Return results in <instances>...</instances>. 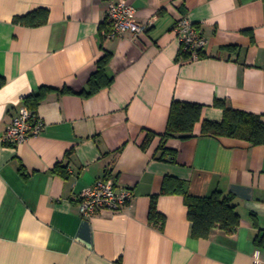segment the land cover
I'll return each instance as SVG.
<instances>
[{"label":"crops","instance_id":"obj_1","mask_svg":"<svg viewBox=\"0 0 264 264\" xmlns=\"http://www.w3.org/2000/svg\"><path fill=\"white\" fill-rule=\"evenodd\" d=\"M114 1L0 0V264L264 262L254 242L264 230V144L203 135L201 122L193 136H162L175 100L202 105V119L222 121L215 102L224 100L264 120V0H126L138 21H151L138 37L104 34ZM40 8L49 10L45 24L14 21ZM183 16L205 38V57L179 59L174 26ZM106 52L113 83L81 94ZM43 86L77 93H48L36 108L42 133L4 143L24 99ZM162 144L175 159L161 158ZM109 176L133 190L132 201L82 216L80 192ZM166 177L193 195H235L237 230L193 236L184 196L161 194ZM154 196L164 222L150 220Z\"/></svg>","mask_w":264,"mask_h":264},{"label":"trees","instance_id":"obj_2","mask_svg":"<svg viewBox=\"0 0 264 264\" xmlns=\"http://www.w3.org/2000/svg\"><path fill=\"white\" fill-rule=\"evenodd\" d=\"M48 18L49 10L40 8L25 15L17 16L14 21L25 26H38L45 24ZM101 29H105L106 32L110 31L108 24H102ZM205 56V52L200 50L198 58ZM111 57V53L106 52L97 61L96 69L88 82L89 90H83L80 92L81 94L90 96L113 83V77H110L107 71ZM179 59L189 61L193 57L188 51L182 50L181 47ZM5 83L6 79L0 76V88ZM56 90L62 93H77L69 87L58 89L43 86L37 93L28 95L24 99V103L36 111V108L46 98L48 93ZM215 105L224 110L222 121L202 119L203 106L200 104L173 101L170 107L167 128L162 135L163 139L176 136L181 138L193 136L195 125L201 122V133L203 135L238 138L246 140L253 145L264 144V120H262L261 115L234 109L224 100H216ZM152 137L153 133L150 132L143 143L144 148L149 144ZM160 148H162L161 158L170 157L175 159V152L168 150L165 144H162ZM69 154H72V151ZM55 172L65 177L68 176L67 168L62 164L56 166ZM161 194H182L184 196L188 206V217L192 222V234L197 238L209 237L211 231L216 227L232 234L241 223V215L238 211L239 202L235 195L231 193H223L220 190H216L210 195H193L187 190L184 181L175 177H166ZM164 219V215L157 208V196H154L150 207V220L157 223L164 222ZM254 242L258 247L264 249V230L254 238Z\"/></svg>","mask_w":264,"mask_h":264},{"label":"built area","instance_id":"obj_3","mask_svg":"<svg viewBox=\"0 0 264 264\" xmlns=\"http://www.w3.org/2000/svg\"><path fill=\"white\" fill-rule=\"evenodd\" d=\"M136 11V7L126 0L111 2L106 16L110 31H104V34L118 36L130 32L135 37L144 34L149 29L151 21H138ZM174 32L181 42L182 50L188 51L193 58H197L199 51L205 47L206 40L192 21L188 17H181L174 26ZM44 127L45 123L37 111L24 104L19 107L17 115L7 125L2 140L8 145L16 146L32 136L41 134ZM133 196L131 188L120 186L113 177L109 176L100 178L84 188L78 199L82 216L90 218L99 211H121L132 201ZM254 264H264V262L256 258Z\"/></svg>","mask_w":264,"mask_h":264}]
</instances>
